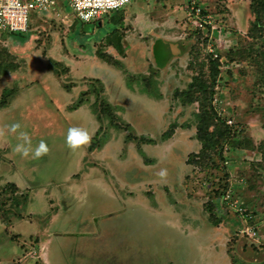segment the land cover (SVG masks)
<instances>
[{
  "label": "rangeland",
  "instance_id": "obj_1",
  "mask_svg": "<svg viewBox=\"0 0 264 264\" xmlns=\"http://www.w3.org/2000/svg\"><path fill=\"white\" fill-rule=\"evenodd\" d=\"M253 1H201L205 44L207 23L182 0H132L90 21L58 0L31 10L27 31H0V264H264V29ZM108 36H124V58L104 51ZM157 38L173 44L163 68L148 50ZM208 52L221 117L242 142L197 163L199 102L187 94L208 74ZM70 126L89 142L70 149ZM21 132L49 151H14ZM10 179L18 188L2 190ZM41 244L44 262L43 250L29 256Z\"/></svg>",
  "mask_w": 264,
  "mask_h": 264
},
{
  "label": "trees",
  "instance_id": "obj_2",
  "mask_svg": "<svg viewBox=\"0 0 264 264\" xmlns=\"http://www.w3.org/2000/svg\"><path fill=\"white\" fill-rule=\"evenodd\" d=\"M252 9L257 15L256 19L253 21L254 22L253 27L258 28L261 31L264 29V0H254L252 4ZM206 27L209 28L207 35L202 32V28H198L197 30V34L200 36V38H202L204 44L205 42H208V40H210L209 33L211 31V26L207 25ZM248 36H250V34ZM118 38L122 40L123 37L119 36ZM169 44H165V42L161 38H157L155 41L154 50L160 62L159 64H161L159 66H164L168 62V60H166L167 55H169L170 51H172V49H169L170 47ZM209 54L210 52L207 53V56L210 57L208 61V70H209L208 74L206 72L204 74L200 73L199 76L194 77L190 85V89L188 91V93L189 92L190 93L187 94L189 101L195 100L199 102L198 138L202 143H201V151L197 153L194 159L195 162L197 163H199L200 160L203 158L202 157L203 153L208 152L211 149L213 150L212 152L214 153L218 152L221 158H223L224 157L223 153L225 152V147H226L225 144L226 143L229 144L230 142H232V137L235 142L241 141L239 139H236L237 137L235 138V134L237 132L235 125L232 123H228L226 118H222L221 115L218 113L215 104L213 103V99L216 94L214 88H215L216 78L220 72V63L218 61L219 60L218 57L212 58V55L210 56ZM4 92L7 93L8 95L9 94L12 95L14 89L12 88L6 89V91ZM3 102L4 103L7 102V99L4 100ZM94 145L92 144V146ZM96 146L98 147V145ZM228 146L229 149L233 147V145L230 144L227 145V147ZM10 186L14 187L15 189L18 188V186L14 183H11ZM225 187L226 186H224V188ZM4 191H7V189ZM9 191L12 190L10 189ZM2 213H3L2 216L3 215L5 216L4 210L2 211ZM17 215L20 216L19 212H17Z\"/></svg>",
  "mask_w": 264,
  "mask_h": 264
},
{
  "label": "built area",
  "instance_id": "obj_3",
  "mask_svg": "<svg viewBox=\"0 0 264 264\" xmlns=\"http://www.w3.org/2000/svg\"><path fill=\"white\" fill-rule=\"evenodd\" d=\"M58 0H0V31L25 32L30 27V11H49L54 9ZM72 8L76 16L84 21H90L103 14L117 10L132 0H65ZM185 1L187 3H185ZM201 1L205 0H182L188 8L189 14L200 19V27H205V23L212 27L209 15L204 12ZM210 31V37H211ZM210 48L209 51H213ZM218 56L217 53H214ZM218 113L221 115L225 111V106L217 95L214 96ZM222 112V113H221ZM231 120H228V122ZM227 198V197H226Z\"/></svg>",
  "mask_w": 264,
  "mask_h": 264
},
{
  "label": "crops",
  "instance_id": "obj_4",
  "mask_svg": "<svg viewBox=\"0 0 264 264\" xmlns=\"http://www.w3.org/2000/svg\"><path fill=\"white\" fill-rule=\"evenodd\" d=\"M65 2H67V1H65ZM240 3V5H245V4H243V3H241V0H237V3ZM68 4V3H67ZM124 37V36H123ZM123 40H124V38L122 39V40H120L118 37H116L115 39L112 37V36H108V37H105V38H103L101 41L103 42V41H107V42H105L106 44H108V46H107V48L104 50L106 53H108L111 57H113L114 59H116V58H119V59H122V58H124L122 55L124 54V53H127L128 52V50H130L131 49V46H130V48H128V49H126V46L124 45V42H123ZM155 41H156V39L155 40H153L152 41V43H151V45L148 47V50H149V52L151 53V57L152 58H154V62H155V64L158 66V68H163L164 66H166V64L164 65V66H159V65H161V64H159L160 62H159V60H158V57H157V55H156V52H155V50H154V44H155ZM163 41L165 42V44H169L170 45V47H169V49H173V44L171 43V41H166L165 39H163ZM147 46V45H146ZM105 53V54H106ZM103 55L104 57H107L106 55ZM174 54V51L172 50V51H170V54L169 55H167V59L166 60H169V58H171V56ZM108 55V56H109ZM65 56V55H64ZM85 56H88L89 58L88 59H90L91 61V63H92V65L96 68V67H98V65L99 66H101V68H105L107 71H108V68H111V67H113V66H111L110 64H108V63H104V61L103 62H100V61H96V58H91L90 57V55H85ZM85 56H83L84 58H85ZM164 56H166V55H164ZM82 57V58H83ZM65 59H67V57L65 56L64 57ZM108 58V57H107ZM103 59H105V58H103ZM102 63H104V64H102ZM90 67V66H89ZM112 69V68H111ZM153 103V102H152ZM11 183H14V184H16V182L15 181H11V179L9 180V182L6 184V186L4 187V188H2V190H6V189H10V184ZM17 186H19L18 184H16ZM22 189H24V188H22ZM23 193V192H22ZM23 201H26V203L28 204V198L25 200V198L23 199ZM19 217H22L21 215L19 216ZM23 218H21V219H19V220H22ZM19 220H16L15 222H17V221H19ZM36 232H38V231H36ZM31 234H33V233H31ZM30 234V235H31ZM29 235V236H30ZM42 245V244H41ZM44 244L42 245V247L40 246V247H38V248H36V250H34V254L32 253V252H29L30 253V255L29 256H32V257H38V256H40V254H39V252L41 251V250H43V253L41 254L42 256L40 257V259H39V261H42V262H44V261H47V254H46V248H44ZM32 253V254H31ZM39 254V255H38ZM34 264V263H33Z\"/></svg>",
  "mask_w": 264,
  "mask_h": 264
},
{
  "label": "clouds",
  "instance_id": "obj_5",
  "mask_svg": "<svg viewBox=\"0 0 264 264\" xmlns=\"http://www.w3.org/2000/svg\"><path fill=\"white\" fill-rule=\"evenodd\" d=\"M20 125L18 123H13L10 125L9 130L15 132ZM22 143H17L14 147V151L20 152L22 155H28L31 152L33 158H39L43 154L49 151L48 145L44 140H41L34 148L31 146V141L27 133L21 132L18 134ZM64 140L66 145L70 149H75L80 145L86 144L90 140V135L87 129L79 126H70L67 128ZM166 174L165 169H161L158 173L160 176Z\"/></svg>",
  "mask_w": 264,
  "mask_h": 264
}]
</instances>
